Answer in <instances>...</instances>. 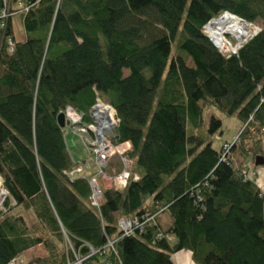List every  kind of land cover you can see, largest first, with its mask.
Listing matches in <instances>:
<instances>
[{
    "label": "trees",
    "instance_id": "obj_1",
    "mask_svg": "<svg viewBox=\"0 0 264 264\" xmlns=\"http://www.w3.org/2000/svg\"><path fill=\"white\" fill-rule=\"evenodd\" d=\"M4 6L12 15L0 27V176L8 193L0 264L37 246L44 255L30 264L73 262L63 231L88 256L83 264H173L182 250L195 264H264V194L241 173L264 158V0H0ZM225 11L263 27L237 55L219 53L203 33ZM16 13L24 41L12 32ZM96 99L115 109L117 139L130 142L139 176L123 191L103 189L99 210L88 182L65 175L77 163L57 122L67 106L87 112ZM209 106L243 124L225 160L222 146H212L221 121L203 117ZM126 217L153 220L123 236L117 221Z\"/></svg>",
    "mask_w": 264,
    "mask_h": 264
},
{
    "label": "built area",
    "instance_id": "obj_2",
    "mask_svg": "<svg viewBox=\"0 0 264 264\" xmlns=\"http://www.w3.org/2000/svg\"><path fill=\"white\" fill-rule=\"evenodd\" d=\"M22 7V4H19ZM24 11L28 7H23ZM12 15L5 6L0 10V27L4 28L7 19ZM263 27L257 22H249L230 12H223L218 17L209 20L203 27V33L206 35L210 43L223 55H237L239 50L254 36L261 33ZM9 50L13 51L14 41L9 37L7 39ZM107 109L108 113L106 119L102 121L97 115V110ZM62 114L64 116V127L62 135L64 141L68 136L79 138L85 146L88 155L92 158V166L96 169V173L84 178L90 187V205L99 210L103 202V189H112L114 191H123L126 189L130 180L137 181L139 176L133 172L135 165V158L130 154L132 146L130 142H120L116 136V129L119 124L115 109L96 99L95 103L88 109L87 112L79 111L72 106H67ZM97 119L95 123L93 119ZM103 124V125H102ZM235 142V140H234ZM233 143V142H232ZM232 143H224L223 157L227 159L226 153L231 148ZM83 168L77 164L74 169L65 173L70 181L77 178L82 172ZM246 180H254L255 172L248 168L241 171ZM8 200V193L4 188L3 179L0 176V218L8 212L6 201ZM153 217H126L119 218L117 226L123 236H130L135 231L143 232L144 225L152 221ZM65 243L67 247L74 253V261L69 264H83L88 258L81 257L74 252L68 235L63 231ZM163 236L160 234L159 239ZM168 241L170 236L165 237ZM113 241H109L107 248L113 252ZM95 251L91 252V255ZM7 264H30L29 260H24L22 256L12 259Z\"/></svg>",
    "mask_w": 264,
    "mask_h": 264
},
{
    "label": "rangeland",
    "instance_id": "obj_3",
    "mask_svg": "<svg viewBox=\"0 0 264 264\" xmlns=\"http://www.w3.org/2000/svg\"><path fill=\"white\" fill-rule=\"evenodd\" d=\"M14 20V33L17 38L23 37V31H22V25L19 20V16H16L13 18ZM257 22V21H256ZM257 23H261L260 21ZM18 27L20 28V33L18 30ZM22 34V36H21ZM210 115H214L216 118H218L221 121V129L220 132L215 134L212 138V146L214 149H220L222 144L224 143H232L238 136L240 130L243 127L242 122L235 116H225L220 111H218L214 106H209L205 109L203 117L205 121H208ZM94 122H97V119H93ZM264 142V141H263ZM66 145L76 153V161L77 164H80L83 168H85V171L83 169V172L78 177H89L92 174L96 173V169L92 166V158L88 155V152L83 145L82 141L74 136H68L66 138ZM69 151V150H68ZM88 167H93L95 169L94 173H91V171H88L85 164ZM253 168L258 169L259 167H255L252 163ZM261 167V166H260ZM26 217L29 218V220L32 222L33 216L30 212L25 213ZM159 222L161 223L162 227L165 228L168 226L170 222V218L168 214L163 213L159 216ZM33 249V250H32ZM31 249V252L23 254L24 260H29L32 262L35 259L41 258L44 255V249L41 246H37Z\"/></svg>",
    "mask_w": 264,
    "mask_h": 264
},
{
    "label": "crops",
    "instance_id": "obj_4",
    "mask_svg": "<svg viewBox=\"0 0 264 264\" xmlns=\"http://www.w3.org/2000/svg\"><path fill=\"white\" fill-rule=\"evenodd\" d=\"M16 16H19V20H20V23L22 25V31L24 33L22 38H17L15 33H14V20H13V18ZM11 27H12V32H13V35H14L16 41H24L26 39L25 32L23 29L22 17L19 14L16 13L12 16ZM18 30L20 33L19 27H18ZM21 36H22V34H21ZM67 148L69 150V153L71 155L72 160L74 162H76L78 160V159H76V156H77L76 153L74 151H72L68 146H67ZM83 164H85V162H83ZM248 165H250V163H248ZM84 166H86L88 171H91V173L95 172V169L93 167L90 168L86 164ZM254 182L258 186V188L260 189L261 193L264 194V165L259 167L258 169H255V180H254ZM263 215H264V208H263ZM29 252H31V249L28 250L27 252H25V254L29 253ZM171 260H172L173 264H195L192 260L191 253L187 250H182V251H179V252L173 254L171 257Z\"/></svg>",
    "mask_w": 264,
    "mask_h": 264
},
{
    "label": "water",
    "instance_id": "obj_5",
    "mask_svg": "<svg viewBox=\"0 0 264 264\" xmlns=\"http://www.w3.org/2000/svg\"><path fill=\"white\" fill-rule=\"evenodd\" d=\"M57 122H58V125L60 126V128H63V126H64V116H63V114H60L58 116ZM263 165H264V158L256 157L254 159V166L255 167H260V166H263Z\"/></svg>",
    "mask_w": 264,
    "mask_h": 264
},
{
    "label": "bare ground",
    "instance_id": "obj_6",
    "mask_svg": "<svg viewBox=\"0 0 264 264\" xmlns=\"http://www.w3.org/2000/svg\"><path fill=\"white\" fill-rule=\"evenodd\" d=\"M97 115L100 117V119L102 121H104L106 119V115L108 113L107 109H100V110H97ZM103 125V124H102Z\"/></svg>",
    "mask_w": 264,
    "mask_h": 264
}]
</instances>
